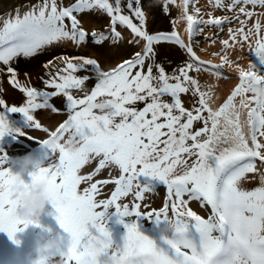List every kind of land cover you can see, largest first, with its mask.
Returning <instances> with one entry per match:
<instances>
[{
    "label": "snow or ice",
    "instance_id": "snow-or-ice-1",
    "mask_svg": "<svg viewBox=\"0 0 264 264\" xmlns=\"http://www.w3.org/2000/svg\"><path fill=\"white\" fill-rule=\"evenodd\" d=\"M196 3L199 0H162L165 15L170 6L180 13L170 21V31L148 30L143 0H40L25 6L23 13L17 7L0 27V75L6 74L8 83L26 98L11 106L0 98V140L25 136L38 143L45 150L43 166L31 171L30 182L24 179L23 183L31 187L46 181L63 194L61 202L52 206L56 232L45 229L62 241L59 250L48 254L50 260L58 257L60 264H264V77L251 63L245 70L229 58V50L247 45L264 62V11L247 7L264 9V0H208L213 10H226L232 16L202 13ZM91 15L109 18L107 34L84 27ZM233 20L239 27H228V39L205 37L222 46L213 53L221 62L201 60L195 51L199 41L194 38L206 27L223 32ZM180 21L186 25L187 43L175 28ZM120 27L130 32L127 43L140 50L110 70L86 55L54 53L42 66L48 69L61 60L64 67L43 79L50 91H41L22 85L12 66L18 56L34 57L61 42L83 47L89 36L97 46L110 42L118 47L124 41ZM173 46L187 59L168 72L158 53ZM225 66L238 73V83L213 109L211 103L217 98L213 86L202 85L198 77L208 73L227 80L222 72ZM81 71L88 74L79 76ZM93 77L96 82L89 92L85 85ZM74 90L84 95L78 98ZM185 96L190 107L185 106ZM54 99L63 107L58 108ZM101 101L110 109L101 112L90 107ZM138 103L144 105L142 109ZM38 110L66 112V119L50 130L37 119ZM11 113L22 114L27 123L24 130L10 127ZM26 130H40L47 138L37 140ZM68 139L78 141L77 151H65L62 145ZM93 162V170L81 174ZM104 171L106 178L94 179ZM17 182L20 177L8 153L0 149V232L18 245L16 234L30 224L16 213L13 188ZM153 182L166 188L159 209L144 203L146 194L156 193ZM249 184L258 186L249 189ZM107 186L113 189L109 198L98 199ZM130 196V202L121 203ZM193 202L210 209L206 218L191 207ZM113 214L126 229L122 243H115L108 229Z\"/></svg>",
    "mask_w": 264,
    "mask_h": 264
},
{
    "label": "rangeland",
    "instance_id": "rangeland-1",
    "mask_svg": "<svg viewBox=\"0 0 264 264\" xmlns=\"http://www.w3.org/2000/svg\"><path fill=\"white\" fill-rule=\"evenodd\" d=\"M13 1L14 0H5L4 4L6 6L7 5L11 6V5H13ZM25 6H29V5H27V4L21 5L20 9H21L22 13L27 10V7H25ZM161 6H162V0H143L144 10L146 11V13H148V16H149L148 30L150 32H156L157 30H161V29L167 30V31L172 30V24L170 21L173 20L174 15H175V18H177L180 15L179 10L174 6H171L173 11L170 8V12L168 13V15H165L161 11ZM195 6L199 7L201 9L202 13L214 11L212 9V7L209 5L208 0L207 1H201V2L199 1V3H196ZM190 11H191V9H190ZM173 12H174V14H173ZM3 16H4L3 10H0V18ZM261 19H262V22H264V19L263 18H261ZM254 23H255V18H254ZM177 26L178 27H175V28L178 30V32L180 33L182 38L187 43L188 37L184 31V29L186 27L185 22L180 21L179 23H177ZM90 27H91V25H90ZM205 30L207 31L206 28H205ZM205 33H208V32H205ZM87 39L92 40L91 36H89ZM124 40H126V39H124ZM205 46H208V47L214 46L215 50H217V51H221V47H222L221 45H218V44L212 45L210 42H207L206 45H202V46L199 45V47L196 49L202 50L205 48ZM237 47L239 48V46H237ZM109 48H114L113 50H117L118 52H116L114 55H112V57H110L109 61H104V59H100L102 64H103L102 67L105 70H110L111 68L115 67L118 63L122 62L124 59H127L125 57L131 55L133 52L138 51V49H135V46L130 45L129 47H127V46H125L124 43L119 45L118 47H109ZM119 48H122V50L119 51ZM198 52L199 51H197V54H198ZM238 52L240 53V50ZM248 52L250 53V51H248ZM199 56L201 59L209 58L207 55H199ZM27 58H29V57L18 56L16 58H14V60H13L14 62H17L16 65L18 67H21L20 68L21 75H24V72H30V69L35 66L33 61L32 60L29 61L30 59H27ZM218 58H219V56H218ZM229 58H230V50H229ZM186 59H187V57L181 52V50L178 47H175V46H173L171 48H167V47L160 48L159 53H158V60H162L164 62V66L166 67L168 72H172L173 70H175V68L178 65H180L181 63H183ZM230 60H232V59L230 58ZM253 67H254V70L256 72L259 71L258 65H255V66L253 65ZM225 69H226V72H228V79L225 81V87L230 86L233 89L238 82H234L233 81L234 76H229V75L231 73L235 74L236 72H235L234 68L229 69V68H227V66H225ZM262 77H264V75H262ZM20 78L22 81L21 84L26 86V87H35V88L39 87V82H37L38 74H32L31 73V76L30 75L29 76H21ZM198 78H199L202 85L213 86V91H214L215 96L217 98L214 99V102L211 103V106L213 109H217L221 105V103L224 101V97H222L218 91V88L216 85V79L208 73L201 74ZM231 82H233V84ZM9 93H10V96L13 98H16L19 95V93L13 89H11V91H9ZM166 99H170V98H166ZM183 99L185 102V106L190 107L191 105L188 103V97L185 96ZM64 119H66V115H65ZM43 121L47 122L46 120H43ZM50 130H51V127H50ZM31 136L38 139V140H41V141L47 138V135L40 130H36L33 134H31ZM34 145L37 146L38 143L35 142ZM37 157L42 159L40 156H37ZM91 170L92 169H90L88 172H91ZM81 174H86V168L82 169ZM157 186H158L157 190L159 192L161 191V193H163L162 191H166L165 186L161 182H157ZM257 186H258V184H257ZM161 193H158L160 195L159 198H158V196H156L157 194H155V197H153L152 199L146 198L144 203L149 204L150 207L152 208L153 207V201H154V208L159 209L160 207H162L163 202H164L163 201L161 204H158V202H156L158 200H162L164 195L161 196ZM131 200L132 199H130L129 202ZM151 201H152V203H151ZM191 207L195 211H197L198 214H200L198 207H197V204L195 202H193L191 204ZM170 215H171V213H170ZM111 218L113 221H115V223L117 225V227H116L117 229L115 227H109V226H108V229L112 233L114 242L115 243H122L123 236L126 233V229L123 227L122 224L117 223L118 218L116 216L115 217L112 216ZM3 236H4V234H3ZM55 258L59 261L58 257H55ZM0 259H4V262L5 263L7 262V264H15L14 261H16V255L12 252L8 253L5 250H3V254H2V256H0ZM53 260H54V258H53ZM54 263H55V261H54Z\"/></svg>",
    "mask_w": 264,
    "mask_h": 264
},
{
    "label": "clouds",
    "instance_id": "clouds-1",
    "mask_svg": "<svg viewBox=\"0 0 264 264\" xmlns=\"http://www.w3.org/2000/svg\"><path fill=\"white\" fill-rule=\"evenodd\" d=\"M90 107L103 112L109 110L111 106L101 101L90 105ZM62 146L69 153L77 151L79 147L78 141L74 139H68ZM12 166L20 177V182H17L13 188L17 198L16 213L30 225H40L48 206L52 207L54 203L58 204L61 202L63 194L59 190H53L46 181H41L31 187L25 186L23 183L24 177L34 169L43 166L41 159L35 154L28 153L25 156L14 158ZM168 230H172L171 226H169ZM61 247L62 241L49 233L44 242L37 245V260L34 264H52L48 254L54 250H59Z\"/></svg>",
    "mask_w": 264,
    "mask_h": 264
},
{
    "label": "trees",
    "instance_id": "trees-1",
    "mask_svg": "<svg viewBox=\"0 0 264 264\" xmlns=\"http://www.w3.org/2000/svg\"><path fill=\"white\" fill-rule=\"evenodd\" d=\"M201 39H202V41H201V44H202L204 41H203V38H201ZM85 48L88 51H92L93 54L97 55L98 54L97 52H99L101 49H105V44H103L102 46H97V45H95V46H86ZM94 84L95 83H93L92 81L89 80L88 82H86L85 88H92L94 86ZM74 95H76L77 97H80V96H83L84 93H83V91H75L74 90ZM57 107L58 108H62L63 104L59 103V104H57ZM26 182H30V180H26Z\"/></svg>",
    "mask_w": 264,
    "mask_h": 264
},
{
    "label": "bare ground",
    "instance_id": "bare-ground-1",
    "mask_svg": "<svg viewBox=\"0 0 264 264\" xmlns=\"http://www.w3.org/2000/svg\"><path fill=\"white\" fill-rule=\"evenodd\" d=\"M69 43V42H68ZM63 45V44H62ZM59 47V46H58ZM53 49H55V48H53ZM122 50V48H119V51H121ZM44 51H48V50H44ZM116 52H118L117 50H108V52H107V54L108 55H114ZM94 83H95V81H94ZM1 141H5V139L3 138ZM5 147V146H4ZM157 195L156 196H158L159 194L158 193H156ZM198 203V202H197Z\"/></svg>",
    "mask_w": 264,
    "mask_h": 264
}]
</instances>
